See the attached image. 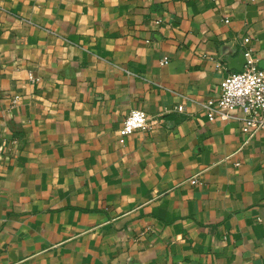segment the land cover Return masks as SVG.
Masks as SVG:
<instances>
[{"label":"crops","instance_id":"0c3cea01","mask_svg":"<svg viewBox=\"0 0 264 264\" xmlns=\"http://www.w3.org/2000/svg\"><path fill=\"white\" fill-rule=\"evenodd\" d=\"M246 47L264 0H0V264H264V130L203 107Z\"/></svg>","mask_w":264,"mask_h":264},{"label":"built area","instance_id":"2783aa9c","mask_svg":"<svg viewBox=\"0 0 264 264\" xmlns=\"http://www.w3.org/2000/svg\"><path fill=\"white\" fill-rule=\"evenodd\" d=\"M229 19L226 18V21ZM250 37H245L244 41H249ZM246 63L242 70L233 69L221 80V91L217 97H209L203 103V107L209 119L220 116L229 119L231 112L239 109L243 112V131L248 134V139L259 130H264V67L259 65L260 58L253 52L252 47L244 50ZM264 59V56H263ZM168 57L162 59L163 63L168 62ZM221 67V62H217ZM30 81L40 80L39 74L33 70L28 71ZM21 99L20 93H15L10 97V110L15 107ZM178 110H183V104L176 106ZM157 118H152L141 108H132L125 116L120 132L130 134L135 130H150L155 127ZM247 139V140H248ZM239 163V162H237ZM193 183L198 179L194 177Z\"/></svg>","mask_w":264,"mask_h":264},{"label":"water","instance_id":"95a60500","mask_svg":"<svg viewBox=\"0 0 264 264\" xmlns=\"http://www.w3.org/2000/svg\"><path fill=\"white\" fill-rule=\"evenodd\" d=\"M246 63V56L244 51L240 52L238 55L230 58V65L236 70H242L244 64Z\"/></svg>","mask_w":264,"mask_h":264}]
</instances>
